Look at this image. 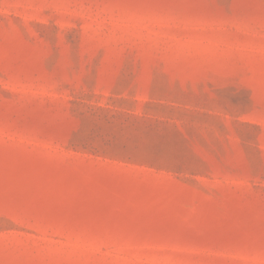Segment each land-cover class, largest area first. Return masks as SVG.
Wrapping results in <instances>:
<instances>
[{
  "label": "rangeland",
  "instance_id": "374dc122",
  "mask_svg": "<svg viewBox=\"0 0 264 264\" xmlns=\"http://www.w3.org/2000/svg\"><path fill=\"white\" fill-rule=\"evenodd\" d=\"M0 264H264V0H0Z\"/></svg>",
  "mask_w": 264,
  "mask_h": 264
}]
</instances>
